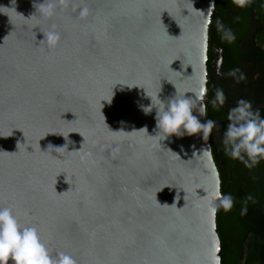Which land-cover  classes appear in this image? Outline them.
<instances>
[{"label":"water","instance_id":"95a60500","mask_svg":"<svg viewBox=\"0 0 264 264\" xmlns=\"http://www.w3.org/2000/svg\"><path fill=\"white\" fill-rule=\"evenodd\" d=\"M42 2L0 13V204L76 264H220L208 138L158 143L139 107L198 91L215 0Z\"/></svg>","mask_w":264,"mask_h":264},{"label":"clouds","instance_id":"9594fccd","mask_svg":"<svg viewBox=\"0 0 264 264\" xmlns=\"http://www.w3.org/2000/svg\"><path fill=\"white\" fill-rule=\"evenodd\" d=\"M61 4L65 0H59ZM11 7L0 5V13L7 14L5 9L15 10L16 0H9ZM57 0H43L39 3V10L44 17L53 15ZM232 3L244 8L252 3V0H232ZM35 8L37 4L33 5ZM16 11V10H15ZM84 9L81 15H86ZM211 24V18L208 17L205 24V39L207 35V25ZM216 30L223 41L232 43L235 35L231 29L224 26L220 19L215 22ZM60 39L59 33L53 31L44 35V41L49 47H54ZM239 73V75H237ZM217 75H220L217 70ZM226 75L235 79L239 83L246 79L239 68L230 70ZM120 84V83H118ZM201 86L194 96H186L185 93H179L176 89L174 95L165 99H160L158 93L148 94L150 98L148 105H139L145 115L151 114L155 110L154 120L155 128L153 131L157 142L168 139L170 136L182 137L184 135L202 134V139L206 140L214 127L218 124L213 120H204L201 118L207 115V106L203 103L207 93L206 76L200 82ZM129 88L137 86L135 84L123 83ZM141 87V86H140ZM144 88V87H143ZM145 89V88H144ZM113 96V95H112ZM110 98L103 101L111 103ZM225 101V95L221 88H216L214 98L210 101L213 109L222 107ZM228 124L223 132L222 145L224 154L234 160H239L248 169H252L260 161L264 160V117L261 116L259 109L253 110L250 101L240 99L236 106L229 110ZM146 133L147 129L143 128ZM61 135L65 139L67 147L69 143V133ZM0 137H4L0 135ZM63 146V147H64ZM204 156L211 158L210 149L203 153ZM253 201V197L248 195L244 200V206L240 210L243 216L247 213V203ZM254 202V201H253ZM233 207V198L230 194H221L219 190V180L216 182L215 191L211 193L210 212L214 216L219 209L228 212ZM0 264H76L75 259L65 252H53V250L44 242L40 232L35 226L21 223L18 214L10 206L0 204ZM215 264H219L217 257Z\"/></svg>","mask_w":264,"mask_h":264},{"label":"trees","instance_id":"16d2710c","mask_svg":"<svg viewBox=\"0 0 264 264\" xmlns=\"http://www.w3.org/2000/svg\"><path fill=\"white\" fill-rule=\"evenodd\" d=\"M220 3L221 0L216 1V12L222 10ZM248 13L257 17L256 22L261 25L258 38L264 43V0H252V3L245 7L239 31L232 32L235 39L245 36L246 26L249 23ZM220 16V14L212 16L208 35L209 39L213 35L218 37L223 49L225 67L230 69L234 65L233 56L235 52L228 45V42L221 40L220 34L216 30L215 19L221 20L222 17ZM257 53L261 54L264 62V52L258 51ZM261 86L263 91L260 97L264 101V85ZM205 105L208 110L210 104L207 102ZM214 158L217 162L218 158ZM224 160L226 174L224 175L220 171V190L222 194L227 193L232 196L233 207L228 212L223 209L216 212V231L220 239V264H264V160L252 169L246 168L239 160L236 164L229 157L224 158ZM229 185H231V189L228 188ZM243 185L245 190L243 195L239 197L238 189ZM248 195L253 197L254 202L248 201L247 213L242 216L240 210ZM242 252L244 256L241 262L239 258Z\"/></svg>","mask_w":264,"mask_h":264},{"label":"flooded vegetation","instance_id":"af4514ba","mask_svg":"<svg viewBox=\"0 0 264 264\" xmlns=\"http://www.w3.org/2000/svg\"><path fill=\"white\" fill-rule=\"evenodd\" d=\"M215 0V4H216ZM221 0L220 7L222 10L213 14H220L222 17L221 22L232 32H238L240 29V21L245 10L239 8L232 3V0ZM214 4V8H215ZM212 15V16H213ZM249 16V23L246 26L247 32L244 37L235 39L232 43H228L231 46L235 55L233 56L234 65L228 69L225 67L223 61V49L221 43L218 41V37L213 35L212 38L208 35V60H207V99L205 103H209L207 115L205 120H213L218 124V128L214 127L212 132L208 136V140L211 146V152L213 159L217 157V162L214 160L220 177V171L225 175V160L228 157L224 154L222 138L228 124L229 110L236 106V103L240 99H245L251 102L253 110L259 109L260 114L264 117V101L260 94L262 93L264 85V62L261 54L258 51L264 52V43L258 38V34L261 32V25L256 22V16ZM212 18V17H211ZM216 21V19H215ZM216 51L221 52L220 65H217ZM239 68L245 75L246 79L236 83L235 79L226 75L230 70ZM219 70L220 75H217ZM239 75V73L237 74ZM216 88H221L225 95V101L222 107L213 109L210 101L214 98ZM212 96L211 98L209 96ZM230 158V157H229ZM232 159V158H231ZM234 160V159H233ZM238 163V160H234V164ZM221 184V180H220ZM231 189V185L228 186ZM221 189V188H220ZM245 186H241L238 189V196L241 197L244 193ZM221 191V190H220ZM243 252L241 253L240 260H243Z\"/></svg>","mask_w":264,"mask_h":264},{"label":"rangeland","instance_id":"374dc122","mask_svg":"<svg viewBox=\"0 0 264 264\" xmlns=\"http://www.w3.org/2000/svg\"><path fill=\"white\" fill-rule=\"evenodd\" d=\"M242 264V263H241Z\"/></svg>","mask_w":264,"mask_h":264}]
</instances>
